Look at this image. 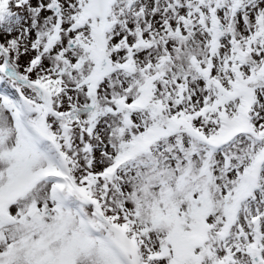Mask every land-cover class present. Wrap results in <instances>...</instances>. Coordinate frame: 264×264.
Listing matches in <instances>:
<instances>
[{
	"label": "snow or ice",
	"instance_id": "6c2138e0",
	"mask_svg": "<svg viewBox=\"0 0 264 264\" xmlns=\"http://www.w3.org/2000/svg\"><path fill=\"white\" fill-rule=\"evenodd\" d=\"M0 264H264V0H0Z\"/></svg>",
	"mask_w": 264,
	"mask_h": 264
}]
</instances>
